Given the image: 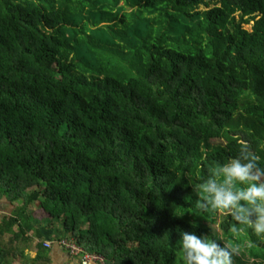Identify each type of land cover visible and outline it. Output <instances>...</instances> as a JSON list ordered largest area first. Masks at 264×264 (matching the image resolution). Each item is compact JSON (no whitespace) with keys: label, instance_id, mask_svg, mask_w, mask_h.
<instances>
[{"label":"trees","instance_id":"trees-1","mask_svg":"<svg viewBox=\"0 0 264 264\" xmlns=\"http://www.w3.org/2000/svg\"><path fill=\"white\" fill-rule=\"evenodd\" d=\"M241 144L264 168V0H0V199L21 201L0 264H50L61 240L104 264H186L182 231L264 264L229 212L197 214Z\"/></svg>","mask_w":264,"mask_h":264},{"label":"clouds","instance_id":"clouds-1","mask_svg":"<svg viewBox=\"0 0 264 264\" xmlns=\"http://www.w3.org/2000/svg\"><path fill=\"white\" fill-rule=\"evenodd\" d=\"M259 157L241 144L237 156L217 167L209 177L198 185L196 208L200 212H229L239 227L232 232H251L264 239V168L258 166ZM186 264H233V255L238 246H222L206 235L194 232L180 233Z\"/></svg>","mask_w":264,"mask_h":264},{"label":"crops","instance_id":"crops-1","mask_svg":"<svg viewBox=\"0 0 264 264\" xmlns=\"http://www.w3.org/2000/svg\"><path fill=\"white\" fill-rule=\"evenodd\" d=\"M20 204L18 202H15L13 205ZM13 205H11L9 202H7L5 199H0V221L4 216L9 215ZM40 241L37 239L35 241V244L32 248H28L25 251V255L27 259H32L36 257V251H37V243ZM49 242V241H46ZM49 250V259L50 264H81V261L79 258H75L71 256L65 249H63L58 244H53Z\"/></svg>","mask_w":264,"mask_h":264},{"label":"built area","instance_id":"built-area-1","mask_svg":"<svg viewBox=\"0 0 264 264\" xmlns=\"http://www.w3.org/2000/svg\"><path fill=\"white\" fill-rule=\"evenodd\" d=\"M58 243L62 248L66 249L70 255L80 259L81 264H104V258L97 255H92L84 252V250L79 247L76 243L69 240H61ZM53 245V242H46L45 246L50 248Z\"/></svg>","mask_w":264,"mask_h":264},{"label":"rangeland","instance_id":"rangeland-1","mask_svg":"<svg viewBox=\"0 0 264 264\" xmlns=\"http://www.w3.org/2000/svg\"><path fill=\"white\" fill-rule=\"evenodd\" d=\"M120 3L122 4L123 1H121ZM201 8H203V7H201ZM132 9H133V8L130 7V6L127 7V10H129V11H131ZM252 25H253V23L245 24V27H246L247 29L251 30V29H252ZM261 181H263V180L261 179ZM18 203H21V201H18ZM36 206H38V205H37V204H33V206H30V208H36ZM216 213L218 214V216H221V218H222V217H223V214L226 213V211H225V212L216 211ZM57 225L60 226L61 223H58ZM212 228L215 229V230L219 233L218 225H217V224L213 225ZM244 236L248 238V239L245 241V242H246L245 245H247V246L250 245V241H249L250 236H248V234H247L246 232H244ZM237 238H238V235H234V240H237ZM226 244H227V243H226ZM227 246H230V245L227 244ZM238 247H239V246H238ZM241 248H242V251L245 250L244 254H246V255L244 256V254H242V256H241V263H240V264H251V263L253 262V257L250 256V254H249V252H248V250L246 249L245 246H241ZM239 253H240V251H238L237 254L239 255ZM177 257H178V260H179L180 257H181L180 254H178ZM183 260H185L184 257H183Z\"/></svg>","mask_w":264,"mask_h":264}]
</instances>
